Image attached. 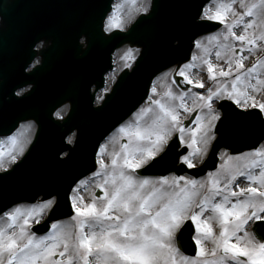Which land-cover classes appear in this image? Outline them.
<instances>
[{
	"label": "snow or ice",
	"instance_id": "snow-or-ice-1",
	"mask_svg": "<svg viewBox=\"0 0 264 264\" xmlns=\"http://www.w3.org/2000/svg\"><path fill=\"white\" fill-rule=\"evenodd\" d=\"M242 6L246 12L236 9L234 0L207 5L205 19L227 25L222 33L205 38L215 42L219 49L215 55L227 67L213 63L208 44L197 40L203 55H194L158 78L166 84L163 92L153 82L147 102L119 124L111 141L99 146L96 170L76 182L69 195L74 214L67 221L54 220L58 200L52 192L27 207L0 210V264H264V143L246 153L234 155L226 150L227 164L203 178L178 175L169 168L163 169L166 175L141 174L168 163L181 142L185 147L175 152L176 160L193 169L202 163L215 139L216 124L224 116L220 101L231 99L243 109L264 110V101L257 103L254 94L264 91V75L256 74L264 69V59L258 57L248 67L244 54L247 50L250 55L253 45L264 49V30L257 36L250 31L257 21L244 19L255 17L257 10L264 13V0L259 5L242 0ZM141 10L146 13L149 6ZM232 12L236 18L229 20ZM109 21L111 31L113 26L122 27L123 17H109ZM240 24L246 26L238 33ZM136 58V49L123 51V68H132ZM204 65L214 86L206 87L203 79L192 75L193 69ZM253 74L255 82L247 79ZM217 77H232L231 85ZM242 77L247 85L243 90L234 87ZM178 80L203 89L191 93V106L186 99L189 90L179 88ZM27 91L22 88L19 94ZM185 113H197L192 117L194 127L188 128ZM34 126L30 122L25 127L30 133ZM10 139L13 145L19 142L15 135ZM30 139L29 135L19 154H10L12 162L19 160ZM67 139L69 146L78 143L75 132ZM112 141L120 143L119 151H109ZM3 155L0 151V161ZM61 155L69 157L67 152ZM11 167L12 163H0V168ZM257 221L259 235L248 231L249 223ZM41 222L51 228L46 235L34 227ZM186 225L193 229L194 244L203 260L181 253L177 234ZM208 241L214 245L210 249Z\"/></svg>",
	"mask_w": 264,
	"mask_h": 264
},
{
	"label": "water",
	"instance_id": "water-1",
	"mask_svg": "<svg viewBox=\"0 0 264 264\" xmlns=\"http://www.w3.org/2000/svg\"><path fill=\"white\" fill-rule=\"evenodd\" d=\"M114 1L52 0L49 4V0H0V26L10 25L15 36L27 28L26 23L30 25V20L24 17L28 11L44 12L50 8L51 12L50 19L45 21L51 34L47 35L41 51L43 64L35 70L36 74L28 75L35 79V88H46V95L42 92L37 98L31 92L17 98L16 79L0 76V136L13 134L22 121L34 119L39 125L35 142L22 161L14 169L0 173V210L7 211L19 203H35L41 196L45 198V192H52L58 200L54 220L73 215L69 195L77 181L96 170L101 143L147 99L155 77L176 63L187 62L194 41L213 29L210 22L198 20L210 0H153L150 13L142 14L128 31L115 30L108 34L105 20ZM13 18L16 23H11ZM5 30H0V36L9 33ZM82 37L86 38V48L80 44ZM176 40L181 41L179 47H175ZM167 41L174 47H166ZM127 44L142 49L135 67L123 71L103 104L94 107L96 93H91L92 86L96 85V92L105 86V74L113 69V53ZM49 67L50 73L44 76ZM66 103L71 105L68 117L55 120V111ZM225 120L224 117L219 124L220 136L205 166L207 169L216 168L221 148L237 154L259 146L264 140V126L257 127L253 115L243 116L241 124L231 128L238 131L232 138L221 131ZM74 130L78 143L69 146L66 138ZM66 151L70 158L62 159L61 153ZM175 152L176 149L168 163L141 173L166 175L164 168L175 170L176 166H172L177 161ZM34 227L39 234L50 230L45 223ZM178 244L185 253L196 254L191 227L186 225L181 229Z\"/></svg>",
	"mask_w": 264,
	"mask_h": 264
},
{
	"label": "rangeland",
	"instance_id": "rangeland-1",
	"mask_svg": "<svg viewBox=\"0 0 264 264\" xmlns=\"http://www.w3.org/2000/svg\"><path fill=\"white\" fill-rule=\"evenodd\" d=\"M219 1L220 3V0H217ZM245 0H243V3H244ZM253 3H256L259 5L260 3V0H252ZM240 3H238L237 6H235L236 8L238 9H242L244 8L242 5V0H239ZM218 3V4H219ZM149 6V10H150V6H151V0H135V2H133V0H116L115 3H114V6H113V10L112 12L110 13V15L108 16L107 18V21H106V30L107 32H111L115 29H120V30H127L130 25L138 18V16L141 14V13H145L143 12L141 9L143 6ZM246 9L244 8V11ZM260 12V11H259ZM147 13V12H146ZM233 13V12H232ZM260 14H264V13H261ZM109 17H113V18H117L119 19L120 17H123V21H122V27L121 28H115L114 26L112 27V30L109 31L108 30V27L107 25L110 23L109 21ZM204 42V41H202ZM205 43V42H204ZM130 47H124L120 50H118L115 55H114V63H115V69L110 72L108 75H107V85H106V88L108 90L111 89L112 85L115 83V81L117 80V77L118 75L124 70L123 68V61L120 59V55L123 53V51H125L126 49H128ZM137 50V57L139 55V50ZM219 49L217 48L215 42H211L209 43L208 45V51L209 53L211 54V58H212V62L213 63H216L218 65L220 64H223L225 67H227V65L225 64L226 61L224 59H221V58H218L216 55H215V52L218 51ZM259 49L255 50L256 52L258 51ZM194 55L196 56H200V55H203V51L200 49V48H196L195 51H194ZM253 56V54H251L248 58L251 59V57ZM197 65H200V61L199 59L196 61ZM192 73L194 74V78L195 79H203L205 81V86L206 87H211V86H214V82L211 80L210 78V73L207 71V65H204L203 67H197L195 69L192 70ZM262 75L263 71L262 70H259L257 71L256 74H260ZM256 74H253L249 77H247L248 80L252 81V82H255L254 80V75ZM217 79H223V80H226L225 78H221V77H217ZM243 80H244V77L242 78V83H239V88L240 89H244L245 87H247V85H245L243 83ZM228 81V80H227ZM157 82V86L159 87L160 91L162 90V83H163V80H158L156 81ZM231 85V81H228ZM264 87V86H262ZM199 88V87H198ZM203 90V89H202ZM249 91H253L252 89H249ZM17 94L20 95V90H17ZM105 89L101 90L99 93H98V97H97V101L96 103L97 104H100L101 101L103 99H101V97L103 98L104 96V93H105ZM192 93V92H191ZM191 93H190V96L186 99H188V103H189V106L192 105V99H191ZM68 109L69 107L67 105L63 106L62 108H60L57 112H60L61 115L60 116H57L56 113H55V116L57 118H63L66 116L67 112H68ZM205 111H207L205 109ZM189 114L188 113H185L184 115V118L186 116H188ZM30 122H27L25 124H21L20 127L16 130V133H14L13 135H11L10 137L12 136H17L18 137V143L16 145H13L10 137H4V138H0V151H2L4 153L3 155V158H2V161H0V163H3V164H8V163H12V167L15 163H17L21 158L22 156L24 155V153L26 152L27 148L29 147V145L31 144L33 138H34V135H35V132H36V125L31 129V132L29 133L28 129H26V125L29 124ZM35 124V123H34ZM117 132V131H116ZM116 132L114 134H112L106 141H111L112 140V137L116 134ZM30 135L31 139H30V142L27 143V146L23 152L22 155H20L19 157V160L16 161V162H12L11 161V155L10 154H19L20 153V149L21 147H23L25 145V140L26 138ZM185 136L187 137L188 136V133L185 134ZM105 141V142H106ZM104 142V143H105ZM103 143V144H104ZM120 143L117 142V141H112L110 144H109V151H119L120 150ZM14 149V151H13ZM220 157H221V163L220 164H224V161H226V156L224 155V152L222 151L220 153ZM106 159H110V157H107L106 156ZM98 160H99V155H98ZM11 167V168H12ZM11 168H7V169H4V168H0V172H4V171H7ZM87 179V178H86ZM85 198L86 199H91V196L88 192H85ZM31 204H20V205H17V206H24V207H27ZM10 211V210H9ZM68 219L66 220H63V221H67ZM214 228L217 230V232H219L220 230V227L218 225V223H214ZM46 235V234H45ZM178 235V234H177ZM213 243L211 241H208L207 242V247L210 249L211 247H213ZM182 253V252H181ZM183 255H185L184 253H182ZM187 256V255H186ZM196 257H199V253L197 254ZM209 259H211V257H208ZM199 259L203 260L204 258L203 257H199Z\"/></svg>",
	"mask_w": 264,
	"mask_h": 264
},
{
	"label": "bare ground",
	"instance_id": "bare-ground-1",
	"mask_svg": "<svg viewBox=\"0 0 264 264\" xmlns=\"http://www.w3.org/2000/svg\"><path fill=\"white\" fill-rule=\"evenodd\" d=\"M52 0H49V4H52V2H51ZM39 16H45V18H44V22L45 21H47L48 19H50V16H51V12H50V8H48L47 9V11H45L44 10V12H40V11H38V10H33V11H31V13L28 11V13H26V14H24V17L26 18V19H28V20H30V28L32 29V31H33V33H32V36H31V38H34L35 37V41L33 42V44H39L38 46H37V48L36 49H41V50H39V51H37V50H35L34 48H33V52H35L36 53V55H39V56H41V51L43 50V46H44V42H45V40H46V38H47V34H46V32L48 31V28H49V24L48 23H44V25H42L41 27H40V30H44L45 32L42 34V35H40L39 33H37V34H35V31L33 30V28H32V24H34L35 26H37L38 25V20H36V18L37 17H39ZM12 22H14V23H16V19H12L11 20V23ZM10 24V23H9ZM9 27H10V25H7L6 27H3V26H0V30H4V29H6V30H8L9 29ZM26 27L27 28H29V25L26 23ZM5 30V31H6ZM5 35V34H4ZM2 46H4V44H2V45H0V48H2ZM165 46L166 47H174V44H172L171 42H169V41H167L166 43H165ZM175 47H179V43L177 42V41H175ZM4 50H6V51H8V47H5V48H3ZM18 57L19 58H21V59H23V60H27L29 57H30V53H28L27 52V48H21V47H19L18 48ZM141 53H142V49L141 48H139V56L141 55ZM58 54H57V52L55 53V56H57ZM35 57V56H34ZM34 57H33V59H32V61L34 60V61H36V59H34ZM42 57V56H41ZM33 61V62H34ZM34 63H32V64H30V67L29 68H25V70H27L28 71V73H27V75H25L24 77L26 78V80H25V82H20L18 85H17V88H19V86H22V85H35V83L33 82V79L34 78H28V74H29V72H30V70L32 69V66H34L33 65ZM114 65H115V63H114V59H113V68H114ZM112 70V68L111 69H109V71H107V73L106 74H108L110 71ZM17 72H19L18 70H17ZM179 81V80H178ZM105 88H106V86H105ZM109 91L110 90H108L107 92H105L104 93V95L105 94H108L109 93ZM92 94H95V92L94 93H92ZM141 106V105H140ZM239 106H236L235 108H234V113L235 114H237L236 112H238L239 111ZM70 109V108H69ZM69 109H68V111H69ZM252 111H254L253 109H244V112L243 113H246V114H243L242 116H244V117H246V116H252V115H254V113H251V114H249L250 112H252ZM195 114H197V113H193V114H191V115H195ZM185 120V119H184ZM193 121H195L194 119H191V122H193ZM259 122H258V125H257V127L258 126H264V121H261V120H258ZM185 123H186V121H185ZM22 126V125H21ZM263 131H264V129H262ZM258 133H260V130L259 131H257ZM213 147L214 146H212V148H209V150H212L213 149ZM224 148V147H223ZM223 150H221V152H222ZM174 155H175V153H174ZM213 162V161H212ZM210 163H211V161H210ZM215 164V163H214ZM202 165V164H201ZM201 165L200 166H198V167H196L195 169H193V171L194 172H198V171H200L201 170ZM221 164L219 163V164H217V167H216V169L220 166ZM210 166H212V165H210ZM209 169H211V168H209ZM142 175H147V176H152V177H155V176H159V175H153V174H145V173H141ZM89 175L90 174H88L86 177H84L83 179H86V178H88L89 177ZM40 199H38V201H39ZM37 201V202H38Z\"/></svg>",
	"mask_w": 264,
	"mask_h": 264
},
{
	"label": "flooded vegetation",
	"instance_id": "flooded-vegetation-1",
	"mask_svg": "<svg viewBox=\"0 0 264 264\" xmlns=\"http://www.w3.org/2000/svg\"><path fill=\"white\" fill-rule=\"evenodd\" d=\"M258 1V0H257ZM221 2H223V3H233V0H220V3ZM219 3V1H217V0H214L211 4L213 5V7H215L217 4ZM234 3H235V6H237L238 5V3H240L239 2V0H234ZM244 3H247V4H252L253 3V1L252 0H245L244 1ZM242 6V5H241ZM236 9H238V8H236ZM208 9L206 8L205 9V12L207 11ZM239 11H244V8H242V9H238ZM244 12H246V10L244 11ZM205 18V17H204ZM234 18H236V13L235 12H233V13H230L229 14V16H228V19L229 20H232V19H234ZM244 19L245 20H251V19H255L257 22H256V24L252 27V28H250V31H254L255 32V34L257 35V36H259L260 35V33H261V31L262 30H264V14H260V12L257 10V15L255 16V17H253V16H245L244 17ZM214 21V20H213ZM216 22H219V21H216ZM220 23V30L218 31V32H216V33H214V34H211V35H208V36H205V37H202V38H200L199 40L200 41H204L206 44H208L209 45V41H206L205 40V38L206 37H208V38H210V37H212V36H215V35H217L218 33H222L226 28H227V25H225V24H223V23H221V22H219ZM246 25H244V24H240V25H238L237 26V28H236V31L238 32V33H240V32H242V30H243V28L245 27ZM214 42V41H213ZM211 43V42H210ZM255 50H257V48L255 47V45H253L252 46V51H251V54H253V56L251 57V59H249L248 60V58H249V56L251 55H249V52L247 51V50H245V56H246V59H245V64L248 66V67H251V65L253 64V63H255L256 62V60H257V58L259 57V58H261V59H264V49H259L257 52L255 51ZM37 64V62H35V65ZM226 64V63H225ZM227 65V64H226ZM259 70H262L263 71V73H262V75H264V69H258V71ZM192 75L194 76V74L192 73ZM260 75H261V73H260ZM162 77H164V75L162 76ZM243 78V77H242ZM225 79L226 80H228V81H231L232 80V77H225ZM234 87H238L239 88V84H236V85H234ZM165 88H166V84L163 82L162 83V90H161V92H163L164 90H165ZM199 89H198V87H195V88H193L192 87V91L191 92H193V91H198ZM242 90V89H241ZM202 91V90H201ZM251 92H253V91H251ZM254 94L256 95V102L257 103H260L261 101H264V91H261L260 93H255L254 92ZM221 102H223V100L222 101H220V103ZM226 103L224 104V107L225 108H229V107H231L232 105L230 104L231 102L233 103V104H235V101H233V100H231V99H228L227 101H225ZM236 105V104H235ZM237 106H239V105H237ZM240 107V106H239ZM241 108V107H240ZM254 109H257V110H260L262 113H263V116H264V110H262V109H258V108H255V107H253ZM248 109H252V108H248ZM217 125V124H216ZM195 126V123L192 125V127H194ZM191 128V127H190ZM186 133H188L187 131L185 132V134ZM215 136H216V134H215ZM212 143H213V141H212ZM208 154H209V152H208ZM206 158H204V160H205ZM203 160V161H204ZM203 163V162H202ZM202 163H199L198 165H197V167L198 166H200ZM224 164H227V160L226 161H224ZM260 169L259 168H255V171H259ZM207 176V175H206ZM206 176H204V177H206ZM203 178V177H202ZM242 180H243V178H241ZM244 183H247V181H244ZM253 226H254V224L252 223V222H250L249 223V225H248V231H250V232H253Z\"/></svg>",
	"mask_w": 264,
	"mask_h": 264
}]
</instances>
